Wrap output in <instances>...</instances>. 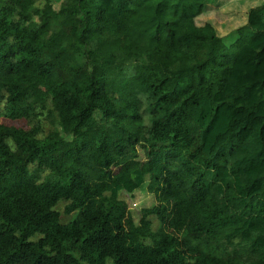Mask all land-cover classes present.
<instances>
[{
    "label": "trees",
    "instance_id": "16d2710c",
    "mask_svg": "<svg viewBox=\"0 0 264 264\" xmlns=\"http://www.w3.org/2000/svg\"><path fill=\"white\" fill-rule=\"evenodd\" d=\"M209 1L0 0V264H264V0Z\"/></svg>",
    "mask_w": 264,
    "mask_h": 264
},
{
    "label": "rangeland",
    "instance_id": "374dc122",
    "mask_svg": "<svg viewBox=\"0 0 264 264\" xmlns=\"http://www.w3.org/2000/svg\"><path fill=\"white\" fill-rule=\"evenodd\" d=\"M237 34L231 35L228 39L230 41L234 40ZM209 77V66L207 64L196 66L192 70H183L179 75V80L176 87V94L173 96L172 99L168 100L167 103H164V106H168L171 103L175 102L179 96H183L185 94H188L192 92L194 89L199 87L202 84H206L208 82ZM41 123L45 128L50 127V122L45 118L44 115H41ZM151 201V195L150 193L145 194H139L137 197V202L140 205H147ZM138 205V206H140ZM64 203H60L58 208L63 209ZM73 215H66L62 217V220L64 222H67L68 220L72 219ZM156 225L157 220L155 219Z\"/></svg>",
    "mask_w": 264,
    "mask_h": 264
},
{
    "label": "crops",
    "instance_id": "0c3cea01",
    "mask_svg": "<svg viewBox=\"0 0 264 264\" xmlns=\"http://www.w3.org/2000/svg\"><path fill=\"white\" fill-rule=\"evenodd\" d=\"M248 1L249 0H210L209 1L210 4L207 6L206 9L207 10L206 15H208L207 18L214 20L215 18L214 10L220 7L221 8L220 11H222L226 15V17H222V22L220 21L221 26L222 27L233 26L240 28L241 22H243L242 26L245 25V11H246V4ZM241 7L243 8L242 21H241ZM192 21L193 20H189L185 23L187 27H189L190 24H193ZM202 28H206V33H207L206 39L207 41L208 40L210 41L211 40L210 36L212 35V32L209 30H211V28L210 27H202ZM202 39H203V35H202Z\"/></svg>",
    "mask_w": 264,
    "mask_h": 264
}]
</instances>
